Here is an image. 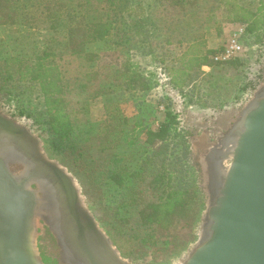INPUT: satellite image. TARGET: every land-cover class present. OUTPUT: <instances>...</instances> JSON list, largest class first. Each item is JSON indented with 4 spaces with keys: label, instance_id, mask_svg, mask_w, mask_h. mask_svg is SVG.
Masks as SVG:
<instances>
[{
    "label": "trees",
    "instance_id": "16d2710c",
    "mask_svg": "<svg viewBox=\"0 0 264 264\" xmlns=\"http://www.w3.org/2000/svg\"><path fill=\"white\" fill-rule=\"evenodd\" d=\"M148 1L156 7L144 17L142 26L156 27L164 44L185 48L178 66L172 67L169 83L174 90L184 95V89L197 80L204 66L236 72L242 87L236 89L235 99L243 92L255 90L258 83L247 79L243 60L217 64L210 59L215 50L208 47L205 35L213 24L218 29L214 37L222 36L215 12L223 8L230 13L225 17L227 24L245 25L254 43L262 44L264 18L258 14L264 11V0H257L255 10L242 5L241 0ZM143 2L0 0V26L22 25L31 31L44 28L53 33L34 55L19 53L2 62L0 82L4 84H0V90L10 93L6 86L13 74L17 80L38 85L43 99L40 113L49 136L47 152L50 157H59L78 179H88L90 183L94 180L92 151L112 153L105 168L106 180L101 182L95 177L100 193L104 186L115 190L116 208L122 212H116L118 218L110 221L106 230L115 232L116 238L129 233L143 245H154L158 231L168 233L176 220L194 223L205 209L196 175L187 163L191 157L188 133L179 128L178 116L168 104L157 129L147 128L143 120L131 127L128 117L113 107L109 97L119 88L147 93L152 88L150 79L129 62L121 68L101 67L92 50L95 43L122 48L132 41L133 32L140 25L133 19L127 22L124 15ZM168 9L174 14L168 15ZM148 32L141 31L144 39L135 49L141 55L150 53ZM74 57L82 58L83 68L71 73L69 59ZM218 84L212 88L222 92L223 87ZM98 98L103 101L102 120L93 122L90 105ZM187 104H194L192 97Z\"/></svg>",
    "mask_w": 264,
    "mask_h": 264
},
{
    "label": "rangeland",
    "instance_id": "374dc122",
    "mask_svg": "<svg viewBox=\"0 0 264 264\" xmlns=\"http://www.w3.org/2000/svg\"><path fill=\"white\" fill-rule=\"evenodd\" d=\"M148 2L144 0L130 13L124 15L127 22L133 19L137 20L140 25L133 32L132 41L126 42L122 48H117L113 44L95 43L92 50L98 56L97 65L121 68L124 63L129 62L150 79L152 88L147 93H135L119 88L109 97L113 107H117L124 116L128 117L131 127L139 120H143L147 128L156 126L161 122V118L164 119L162 115L167 104L170 110L177 114L179 128L188 133L191 157L187 163L196 175L205 208L196 222L176 220L168 233L166 231L157 232L154 245H143L140 239L129 233L125 236L118 235L117 239L115 232H111L114 239L124 249L125 255H123L111 240V234L106 230L110 226L109 222L118 218L116 212L122 214L121 210L116 208V192L104 186L100 193L95 182V177H99L101 182L106 180L105 168L112 153L91 152L95 170L94 180L91 183L88 179L84 181L78 179L66 165L59 161V157H50L46 149L49 148L47 143L49 136L45 132V118L40 113L43 99L39 87L28 80H17L14 74L12 81L6 86L10 93L6 94L5 89L0 90V115L29 131L38 143L43 156L70 175L82 205L124 264H185L191 254L210 238L209 208L214 204L215 196L219 194L222 178L230 167L232 159L230 151L233 146L235 147L236 138L242 131L239 127L243 123L245 113L252 102L264 94V89L261 86L255 93L243 92L235 99L233 97L236 89L242 87V82L239 81L236 72L231 68L212 67L201 68L202 74L197 80L184 89V95L179 94L169 82L172 77V67L178 66L185 48L164 44L163 37L160 36L156 27L142 26L144 17L156 7L154 3ZM241 2L242 5L253 10L257 7V0H241ZM166 13L173 15L174 11L168 9ZM228 13L223 8L215 12L216 21L222 29L228 23L225 20ZM258 16L264 18V11ZM126 21L125 24H127ZM144 30H149L147 47L150 53L147 55H141L135 50L140 45V41L144 39L141 33ZM217 31L218 29L216 30L213 24L207 28L205 37L208 47H218L220 44L219 38L214 37ZM52 35L53 33L44 28L31 31L22 25L0 26V67L4 60H8L13 55L19 53L27 56L34 55L46 45L45 41ZM250 54L253 55L251 69L253 71L261 69L264 75V46L253 48ZM69 62L71 73L76 70L80 72L83 68V60L80 57L70 58ZM162 76L166 80L162 79ZM215 83L223 87L222 92L212 88ZM0 84L4 83L0 82ZM190 97L194 102L192 105L187 104ZM12 165L10 164V167ZM133 189H137L136 185ZM41 214L43 213H38L35 219L33 235V247L40 263L67 264L69 259L64 251V257L62 256L61 248Z\"/></svg>",
    "mask_w": 264,
    "mask_h": 264
},
{
    "label": "water",
    "instance_id": "95a60500",
    "mask_svg": "<svg viewBox=\"0 0 264 264\" xmlns=\"http://www.w3.org/2000/svg\"><path fill=\"white\" fill-rule=\"evenodd\" d=\"M245 114L230 167L208 211L210 238L191 254L185 264H264V95L256 98ZM0 132L30 144L33 151L28 159L32 157V162L38 168L26 173L30 169L29 163L23 158H15L19 159L17 163L24 167V172L22 176H13L0 156V198L20 194L30 199L35 214L47 213L51 220L49 226L58 240L62 256L64 245L69 248V255L83 264H108L111 257H114L115 263L124 264L82 205L70 175L54 162L46 160L29 131L0 115ZM38 171L47 182L55 185L61 198L62 219L59 217L58 224L55 223L58 216L52 215L48 204L43 210L37 207L35 192L38 187L42 192L44 187L35 181L37 176L34 175ZM67 195L74 197V209L71 202L66 200ZM73 210L77 218L73 216ZM93 241L101 246L100 250ZM104 248L107 256L103 254ZM67 259L74 264L70 257ZM32 263L41 264L35 257Z\"/></svg>",
    "mask_w": 264,
    "mask_h": 264
},
{
    "label": "flooded vegetation",
    "instance_id": "af4514ba",
    "mask_svg": "<svg viewBox=\"0 0 264 264\" xmlns=\"http://www.w3.org/2000/svg\"><path fill=\"white\" fill-rule=\"evenodd\" d=\"M23 144L24 143H22V145ZM23 149L25 151V155H23L22 158L25 159L31 166L29 170H26V173H29L31 169L36 170L37 168L35 166L36 164L32 162V157L31 159H28L30 157L29 153H31L33 149H31V145L28 143L23 145ZM4 160L7 163L9 167V171L13 176L23 175L24 167L21 164L17 163V160L19 159H7V160L4 159ZM10 164L13 165L10 167ZM34 176H37L35 179L39 181L40 184H43V186L47 187L46 185L48 183L55 187V185L52 182H47L46 178L39 171L38 174ZM32 188L33 190H35L34 188L36 187L33 186ZM44 190H42L43 192L42 195L40 194L42 192L41 189H39V187L35 192L37 195V202H38L37 207L39 208V210H43L48 204V208L52 211V215H54L56 211H54V205H53L54 203L50 201V197H55L56 199H58L59 198L58 192L56 193L55 196H51L46 190L45 193ZM66 200H69V202H71L72 209L76 207V204L74 203V197H72V195L71 196L67 195ZM20 201H23L22 205L20 204ZM60 202L61 201H57V203L59 204V210L61 207ZM59 212L62 214V211ZM37 214H35V212L32 211V204H30V199L24 197L23 195L8 194L0 198V264H33L32 263L33 257L37 258L39 261V258L35 253L33 247L34 222L37 217ZM72 214L74 217L77 218L76 211L73 210ZM41 215L44 218L51 234L56 238L55 234L53 233V231L49 226V224L51 223L50 216L47 213ZM57 244L60 247L58 240H57ZM66 257H70V256L66 255ZM63 260L65 263L68 262V261L66 262L64 258ZM70 261L72 260L70 259ZM73 263L78 264L79 262L75 263L73 261ZM67 264H69V262Z\"/></svg>",
    "mask_w": 264,
    "mask_h": 264
},
{
    "label": "built area",
    "instance_id": "2783aa9c",
    "mask_svg": "<svg viewBox=\"0 0 264 264\" xmlns=\"http://www.w3.org/2000/svg\"><path fill=\"white\" fill-rule=\"evenodd\" d=\"M219 42L220 44L218 47L210 48L215 50V53L210 56V59L217 64H225L235 59L243 60L246 63L244 71L247 79L258 83L255 90L250 92L255 93L259 91L261 86H263L262 89H264V75L262 71H260L261 69L259 71H253L251 69L253 55L251 56L250 54L253 48L257 49L263 47L264 41L262 44L254 43V37L247 33L245 25L232 23L224 25L223 34L219 38ZM204 68L209 69L206 66L202 67V69ZM162 79L166 80L163 76Z\"/></svg>",
    "mask_w": 264,
    "mask_h": 264
},
{
    "label": "bare ground",
    "instance_id": "6f19581e",
    "mask_svg": "<svg viewBox=\"0 0 264 264\" xmlns=\"http://www.w3.org/2000/svg\"><path fill=\"white\" fill-rule=\"evenodd\" d=\"M240 129H243L242 128V125L239 127ZM239 129V130H240ZM239 130H237V131H239ZM240 134V133H239ZM236 136V135H235ZM235 139V138H234ZM237 139V138H236ZM22 143H24V144H26L27 142L26 141H23V140H21V139H18V138H16V137H12V136H10V135H8V134H5V133H3V132H0V156L1 157H3L4 159H15V158H22V156L23 155H25V151H24V149H23V145H22ZM236 145V144H235ZM233 149H234V146H233V148H231V153H230V155L232 154V152H233ZM46 157V156H45ZM46 159L47 160H49L47 157H46ZM50 161V160H49ZM27 167H29V166H27ZM26 167V168H27ZM29 168H31V166L29 167ZM28 168V169H29ZM225 173H226V171H225ZM222 180V179H221ZM35 181L37 182V183H39V181H37L36 179H35ZM40 184V183H39ZM46 184V183H45ZM47 187H45L44 186V188H45V190L51 195V196H55L56 195V193H57V191H56V189H55V187L53 186V185H51V184H48L47 183V185H46ZM44 188L42 189V190H44ZM44 190V192L46 193V191ZM216 197V196H215ZM214 197V198H215ZM61 201V198H60V196H59V198L58 199H56L55 197H50V201H52L54 204V211H56L55 213H54V216L56 215V216H58V217H56V218H58L56 221H55V223L56 224H58L59 223V219L61 218L62 219V214L59 212V211H62V208L60 207V210H59V204L57 203V201ZM55 201H56V203H55ZM51 202V203H52ZM60 217V218H59ZM61 221V220H60ZM93 243H95V245H97V247H98V249L100 250L101 249V246L100 245H98L97 244V242H95V241H93ZM62 248H63V250H64V254H68V256H70V258H71V260L72 261H74L75 263H77V262H79L78 264H83V262L82 261H80L79 259H74L73 257H71V255H69V253H70V250H69V248H67V247H65L64 245H62ZM103 251V254H105V256H107L106 255V252H105V248L102 250ZM102 253V252H101ZM112 258V260L111 261H109L108 260V264H120V263H115L114 262V257H111Z\"/></svg>",
    "mask_w": 264,
    "mask_h": 264
},
{
    "label": "crops",
    "instance_id": "0c3cea01",
    "mask_svg": "<svg viewBox=\"0 0 264 264\" xmlns=\"http://www.w3.org/2000/svg\"><path fill=\"white\" fill-rule=\"evenodd\" d=\"M209 48H213V47H209ZM102 113H103V101L101 98H98V99L94 100L90 105L89 117H90L91 121H93V122H101ZM162 116L164 118V115H162ZM160 120L162 121L163 119L161 118ZM157 127H158V124L156 126L152 127L151 129L155 130V129H157Z\"/></svg>",
    "mask_w": 264,
    "mask_h": 264
}]
</instances>
